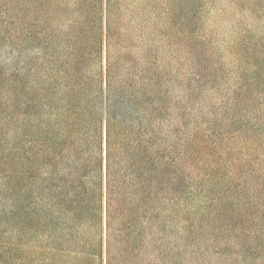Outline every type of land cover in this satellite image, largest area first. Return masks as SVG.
<instances>
[{"label": "trees", "instance_id": "16d2710c", "mask_svg": "<svg viewBox=\"0 0 264 264\" xmlns=\"http://www.w3.org/2000/svg\"><path fill=\"white\" fill-rule=\"evenodd\" d=\"M148 3H3L0 264H170V185L188 155L170 157V78ZM240 140L214 133L187 163L217 178L206 213L218 221L248 216L228 208L229 179L241 196L251 176L264 199L255 141Z\"/></svg>", "mask_w": 264, "mask_h": 264}, {"label": "rangeland", "instance_id": "374dc122", "mask_svg": "<svg viewBox=\"0 0 264 264\" xmlns=\"http://www.w3.org/2000/svg\"><path fill=\"white\" fill-rule=\"evenodd\" d=\"M146 8L170 78V157L187 145L193 165L208 155L202 139L208 145L215 133L232 145L247 137L255 142L246 152L260 157L257 177L264 179V0H149ZM187 163L179 162L182 184L170 185L177 196L170 198V264H264V199L255 179L247 176L241 196L238 180L229 179L230 195L239 198L228 208H247L248 216L218 221L206 213L217 178Z\"/></svg>", "mask_w": 264, "mask_h": 264}]
</instances>
